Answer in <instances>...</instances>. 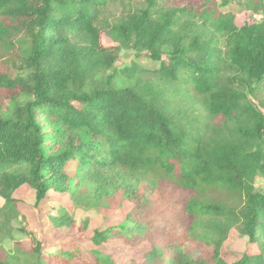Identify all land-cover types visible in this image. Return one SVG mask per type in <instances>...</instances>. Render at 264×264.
I'll list each match as a JSON object with an SVG mask.
<instances>
[{
	"label": "trees",
	"instance_id": "1",
	"mask_svg": "<svg viewBox=\"0 0 264 264\" xmlns=\"http://www.w3.org/2000/svg\"><path fill=\"white\" fill-rule=\"evenodd\" d=\"M175 2L0 0V238L26 221L14 198L23 186L37 214L50 191L82 186L105 210L132 205L77 240L88 258L72 242L49 254L40 230L20 229L31 242L23 264H114L102 249L111 241L143 243L134 264H264V194L253 187L264 178V0H244L242 26L221 11L228 0ZM124 53L134 57L117 67ZM175 189L188 198L160 213ZM139 214L162 216L168 239L149 244ZM49 221L88 230L65 211ZM231 230L256 253L226 262ZM199 238L210 258L193 262L186 244ZM3 254L0 264H20Z\"/></svg>",
	"mask_w": 264,
	"mask_h": 264
},
{
	"label": "rangeland",
	"instance_id": "2",
	"mask_svg": "<svg viewBox=\"0 0 264 264\" xmlns=\"http://www.w3.org/2000/svg\"><path fill=\"white\" fill-rule=\"evenodd\" d=\"M179 1L182 2L183 0H176L175 3H179ZM214 1L216 4H219L222 0ZM243 4L244 0H228V5L221 11L224 13L234 14L236 25L242 26L250 16L249 13L243 9ZM114 10L116 11L115 8H112V11ZM102 44L104 46H109L107 38L103 37ZM133 57L134 56L130 53L121 54L118 62L116 63L117 67L128 65L132 61ZM136 62L138 65L146 69H156L158 67V64H155L147 59L137 60ZM48 130L49 129H47V131ZM253 187L255 191L264 194V178H255L253 181ZM34 196L33 190L28 186H23L14 193V198L19 200L21 203V215L26 218V221L23 222L20 219L13 221V232L11 236L5 237L4 239L0 238V254L4 255L3 253H5L12 257H17L18 260L16 261L20 262V264L27 262V259L25 255L19 253H25L31 249L29 237L20 232V229L22 228L27 227L29 230H40V232L44 235L43 237L46 241V248L49 254L54 251L55 245L60 246L64 245V243L69 244L72 242L74 245H78L79 249L85 253L84 257L88 258V251L93 249L90 243L78 244L77 240L83 239L84 236L87 238L90 237L93 229L100 228L104 230L107 226L111 225V223H119L132 209V205H128V203H121L120 207L118 204H115L112 208L105 210V207L93 198L92 190L86 186H82V188H79L77 192H68L64 195L58 192L50 191L48 199L40 206L41 213L37 214L33 209ZM166 197V201L163 202V204L158 205V211L164 214L167 213V201L172 203V209L173 211H176V208H178L176 203L188 198V194L175 189L172 191V197ZM117 200L119 201L120 198L118 197ZM232 200L235 201V199ZM106 203L111 205L114 201L108 199ZM2 205L3 201L0 199V207ZM61 211L67 212L77 225L87 221V232L80 236L76 230H51L49 216H56ZM139 219H141L139 220V223L141 224L146 222L149 223L146 226L148 227L146 241L148 240L150 242L157 237L158 240H156L155 244L158 245L159 242L168 239L164 233L166 230H162V216L159 214H153L144 218L142 214H139ZM150 220L152 221L150 222ZM131 221L137 223L134 220ZM143 246L144 245L142 243L136 248L128 246L125 247L121 242L111 241L102 249L106 251L107 255L111 254L113 256L114 264H134L141 262L140 260L141 255H143ZM209 250L210 248L207 247L204 240L199 238L196 241L188 242L186 244L185 253L189 260L196 262L199 260L204 261L205 259L210 258ZM246 252L250 254L256 253V249L249 246L247 238L242 237L236 231L231 230L221 249L222 258L226 262L232 263L237 261Z\"/></svg>",
	"mask_w": 264,
	"mask_h": 264
},
{
	"label": "built area",
	"instance_id": "3",
	"mask_svg": "<svg viewBox=\"0 0 264 264\" xmlns=\"http://www.w3.org/2000/svg\"><path fill=\"white\" fill-rule=\"evenodd\" d=\"M253 18L255 19V20H259L260 19V16H253Z\"/></svg>",
	"mask_w": 264,
	"mask_h": 264
}]
</instances>
